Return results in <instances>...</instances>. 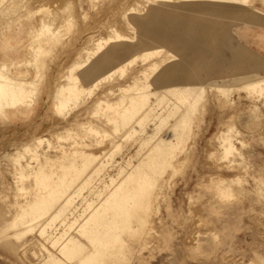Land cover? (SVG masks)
Wrapping results in <instances>:
<instances>
[{"label":"rangeland","instance_id":"rangeland-1","mask_svg":"<svg viewBox=\"0 0 264 264\" xmlns=\"http://www.w3.org/2000/svg\"><path fill=\"white\" fill-rule=\"evenodd\" d=\"M8 1L4 0L0 4V63H4L5 69L10 72H15L18 68L27 70V73L31 70L28 74L33 78L32 81L35 80L36 89L32 91L33 94L30 93L33 95L30 97V109L24 110L29 112L13 116L0 112V212L3 211L5 216H12L19 208L16 209L18 203L26 204L32 200V177L21 180L17 173L18 163H13L10 158L24 142L32 143L43 135L51 140L49 145L43 141L38 150L47 152L44 164L54 162L56 165L62 153L64 155L61 159H68L69 148L78 147L87 152H94L105 146L110 138H114L115 142L119 143V151L113 153L112 161L80 189L82 192L79 190L73 196L76 200L73 202L72 199L71 206H78L76 212L79 214L84 211L83 216H78L77 222H63L62 225V220L55 221L56 234L68 231L66 234L75 235L77 240L88 247H85L87 250L82 249L85 251L77 255L69 253L65 256L58 251L61 240L58 244L45 243L55 256L61 258V264H72L73 260L85 254L90 250L91 244L86 243L85 238L76 232L79 222L90 212L93 205L108 197V192L129 169L130 166L126 164L128 159L131 164L137 163L149 150V146L156 143L162 133H166L165 130L172 133V130L177 128L175 125L170 129L167 125L164 127L162 120L159 122L160 131L156 133L154 129L158 119L148 117V121L144 119V123L138 124L140 127H137V130L124 128L114 133L111 127L113 125L107 122L104 112L97 109L94 113L96 100H117L121 94L119 88L136 80L147 82V90H152L158 86L157 81L165 68L184 64V58L199 53L202 55L200 60L191 61L190 65L185 63L188 73L180 81L174 82H178L175 85H178L180 90L174 88L173 91H166V87L158 88V94L163 93L164 97L156 112L164 116L168 123H173L175 117L167 116L166 111L171 105L178 104L177 97L181 96L182 86L196 81L205 87L203 95H191L182 103L187 105V108L177 113L183 126H178L182 140L171 158V163H176V167H167L162 176L148 180L146 190L141 195H136L137 206H123L120 211H107L109 214L132 213V221L117 226L113 223L110 227H105L106 229L96 225L88 227L87 231H100L96 239H93L94 242L104 235L109 237L108 234L112 233L111 236H115L114 250L112 249L113 253L109 257L95 253L80 264H264V184H261L264 179V90H251L242 85L244 80L264 75V0H248L247 5L237 6L224 3L218 5L221 11L216 12L211 10L215 3L202 0H168L163 3L165 5L157 0ZM41 6L46 8V11H39ZM150 6L171 10L173 14H184L204 24L198 27L200 29L196 36L199 37V50L175 46L158 37L152 38L149 46L150 41L144 38V31L139 29L137 21L149 18L147 9ZM41 19L47 23L54 22H43L52 29L49 26V30L38 28L36 23H42ZM15 29L18 32L12 34ZM112 29L121 32L127 39L110 42L98 55L111 49L113 44L117 47L124 42L131 44L133 50L120 59L113 60L105 68L93 70L92 75L85 80L81 79L80 83L89 86L96 75L112 69L128 57L132 58L127 65L123 62V73H120L119 69L112 71L105 79L97 82L91 95L81 93L80 103L74 105L70 102L71 105L67 104L63 109L54 108L55 89L61 83L62 77V82L66 81L63 73L70 63L81 61L86 45L92 47L95 38L106 36ZM5 33L12 34V44L9 46H4L2 34ZM139 39L143 40L141 44H138ZM155 45L157 48L153 50ZM147 49H150L151 53L146 56L144 51ZM96 60L97 57L90 65ZM90 65L86 68L91 67ZM152 66H156V69L152 70ZM217 86H223L226 91L222 93ZM195 97H200V100L194 106ZM153 98L155 97L150 96V99L154 100ZM166 103L169 106H165ZM9 110L11 111L10 108L7 109ZM79 124L92 125L105 135L99 138L97 143L94 140L98 139L82 130ZM69 127L73 128L71 131L85 135L84 141L73 143V146L70 144L72 137L59 141L55 139L56 133L63 134L66 132L64 128ZM125 129L128 130L126 137L123 136ZM221 129H233V142L238 147L235 154L222 153L219 145ZM130 134L133 135L129 136ZM143 134L148 136V140ZM139 136L141 138H138ZM143 138L147 141H142ZM19 159L23 164L26 158ZM92 161L94 160L89 164ZM96 161L98 159L92 162L87 170L95 165ZM33 163L30 160V164ZM119 167H122L124 172L117 174ZM156 167L154 165L152 175L157 173ZM45 170L48 171V167ZM144 170L142 169V175H145ZM55 171L57 168L53 169V172ZM219 177L231 179L230 196H220L216 193L213 182ZM18 185L29 188L26 196L23 191L18 190ZM90 189H99L98 194H90ZM83 196L91 202L94 201L88 210L82 211L85 207L84 204L81 205ZM98 196L99 199H96ZM145 199L148 200L146 209L140 206V202ZM99 213L104 214L105 211ZM37 228L38 226L28 231L30 233L27 232L22 240L12 236L10 229L7 236L14 245L9 248L0 242V264H12L14 261V264H39L37 258H40V251L37 245H34L43 240L39 237ZM103 231L107 232L102 235ZM32 251L36 253L32 254ZM69 256L71 258H68Z\"/></svg>","mask_w":264,"mask_h":264},{"label":"bare ground","instance_id":"bare-ground-1","mask_svg":"<svg viewBox=\"0 0 264 264\" xmlns=\"http://www.w3.org/2000/svg\"><path fill=\"white\" fill-rule=\"evenodd\" d=\"M9 1H13V0H9ZM130 1H132V0H130ZM157 1L161 2L162 5H165L163 3L168 2V0H157ZM202 1H209V2L215 3V5L211 8V10L214 12H216L217 10H220V9H218V5H222L224 3L233 4L236 6L237 5H247V3H248V0H202ZM2 2H4V0H0V4ZM138 2H140V1H138ZM127 6H128V4H127ZM135 6H136V4H135ZM153 6H155V5L153 4ZM2 8H4V7H2ZM129 8H131V6ZM45 9L46 8L41 6V8H39L38 10L44 11ZM168 9H170V8H168ZM0 10H2V9H0ZM136 10H137V8H136ZM232 10H235V9H232ZM17 11H18V9H17ZM27 11H29V10H27ZM147 11H148V17L149 18H147L143 21H137V25L139 26V29L141 31H144V34L142 33L144 38L146 37L149 39L148 40V41H150V42H148V43H150L149 46L151 45V39L154 37H158L161 40L165 39L166 41H168L169 43H171L172 45H175V46H179V47L184 46V47L190 48L191 50H199L198 49L199 37H196V36H198L197 35L198 29H200L198 27H200L204 24H201L198 19L190 18V16H187L184 14H179V13L173 14V13H171V12H173L171 10L170 11L169 10H163V9L151 7V6L148 7ZM38 19H36V21ZM5 21H6V19H5ZM40 21L42 23H40L38 21L36 23L37 27L38 28L44 27V29L46 28V30H49V27H50V25L46 26V24H49V23L53 24L54 23V22L47 23V22L43 21L42 19ZM43 22H45L46 24H44ZM38 23L40 24V26H38L39 25ZM67 23H68V21H67ZM37 27L35 26L36 30H37ZM110 27H108V28H110ZM204 28H206V27H204ZM204 28H202V29H204ZM17 29H15L12 32V34L18 32ZM35 29H33V30H35ZM168 31H170V32L168 33ZM29 32H31V31H29ZM12 34L11 33L2 34V37L4 39V43H5L4 46H9L12 44V38H11ZM28 34H30V33H28ZM29 39H31V38H29ZM125 39H127V38L124 34H122L121 32H119L115 29H112V32L107 33L106 36L102 35V37H101V35H100V37L95 38L92 47L89 48L88 45H86L87 48L84 51L85 54H83L84 58L82 57L83 58L82 60L79 58L81 61H74V62L70 63L68 68L65 70L66 72L63 73V76L65 77L66 81L64 80V82H62V79H64L62 77V79H60L61 83H59L57 88L55 89L56 92L54 94V102H53L54 108L63 109L64 107L68 106L67 104H69V106H70L71 103L72 104L74 103V105H76L77 103H80L79 99H80L81 93L85 92V94L91 95V92L94 91L93 88L95 87L97 82L98 81L100 82L101 79H105L107 76L110 75V73L112 71L119 69L120 73H123V71H124V69L122 68L123 62H124V64L126 63V65H127V62H130L132 58H129V57L126 58L125 61H123V62L121 61L122 64L121 63L117 64L114 67H112V69H109V70L104 69L105 70L104 72L96 75L93 78V80L91 81L89 86L85 85L82 82L80 83L81 79L85 80V79L89 78L92 75L93 70H96L97 68H101V69L105 68L111 62H113V60L120 59L126 53L132 51L133 50L132 45L124 42L123 44L120 43L121 45L119 44V46H117V47H116V44H113L112 46L110 45L111 49H109L108 51L103 52L100 55H98L102 49H104L105 47L108 46V44H110V42L122 41ZM142 42H143L142 39L138 40V44H141ZM30 45H31V43H30ZM156 48L157 47L155 45V48L153 47V50ZM144 52H146V56H147L148 54L151 53V50L147 49V51H144ZM95 57H97V60L91 66L90 63L92 61H94ZM201 57H202L201 54L196 53V54H193L192 57L184 58L183 59L184 64H179L177 67L170 66L168 68H165L163 73L159 76V80L157 81L158 86L152 90H149V91L147 90V87H148L147 82H143V81L136 82L137 81L136 80L135 82H133L131 84L129 83L126 85H122L119 88V90L121 91V94H120V98L117 100H114V101H112L113 99L111 101L109 99L108 100H106V99L96 100V98H95V100H96V102H95L96 111L94 113L97 112V109H99L100 112H104V115L106 117L107 122H111L113 125L111 127H112V131L114 133H116L118 130L121 131V129L124 130V128H126V129L131 128V129L137 130L140 127V126H138V124L143 122L144 119H146L148 121V119H147L148 117L153 119V120L158 119L156 129H154L156 133L157 132L159 133V131H160L159 125L161 123L159 124V122L162 120L164 121V124H163L164 127L167 125V127L170 129L172 126L175 125L177 128H175V130H172V133H169L165 130L166 133H162L160 135V137L157 139V142L155 140L156 143H154L152 146H149V148H148L149 150L145 153L144 156L142 155L143 157H141V159L139 158L140 160H138L137 163L131 164L130 159H128L126 164H128V166H130L129 169H127L126 172L123 174V176H121L119 178L120 180H122V182L118 179V183L111 189V191L108 192V197H104L101 201H99L97 204H95L93 206H92V202L94 200H92V202H91L90 200H88V198L86 196L82 197V200H81L82 204L81 205L84 204V206H85L84 209L82 208V211L85 209L88 210L89 209L88 207H91V206H92V208H91L90 212L84 216L83 220H81V222H79L78 228L76 229V232L85 238L86 243L88 242L91 245H90V250H88L85 254H83L81 256L78 255L79 257H77L75 260H73L72 264H80L81 262L83 263L89 257L94 256L95 253H97V254L102 253L103 255H106L109 257L110 254L113 253L112 249L114 248V243H115L114 237L115 236H111L112 233H110V231L107 230V231H109L108 233H110V234H108L109 237H107L104 235L107 231H103L102 232V235H104L103 238L101 237L102 239L99 238L97 240V242H94L93 239L94 238L96 239V237L98 236V232H100V231H98V232L93 231V230L87 231L88 227L91 228L92 225L93 226L96 225L97 227L99 226V227L105 228V227H110V224H113V223H114V225L117 226V225H120V224L122 225L124 223L126 224V223L132 221V216L134 217V214H132V213L109 214V213H107V211L109 209H111L112 211H114V210L120 211L122 209L121 207H123V206H131V207L137 206L138 205V204H136L137 199H135L136 195H138V194L141 195L146 190V182L148 180L153 179L154 177H156V179H157L160 176H162L164 170L167 167H172V168L176 167V163H174V164L171 163V158L175 154V149H176V147H178L179 141L182 140L180 138V133L178 132V130H179L178 126H183L182 120H180L181 118H179V116H177V113L179 110H183V109L187 108V105H183L182 103H185L191 95H193L194 93H196L198 96L203 95V93L205 91V87L196 81L188 82L184 85V87L182 86L181 92H180L181 96L177 97V103L178 104L171 105L170 109H168L166 111L167 116L175 117V119L173 120V123H171V122L168 123L167 122L168 120H165L164 116H160V114L156 112L157 107L160 105V103L162 104V100L164 97V94L161 92L162 95H160V94H158V91L160 88H165V87H166L165 88L166 91L167 90L173 91L174 88H178V85H175L178 82H176V83H174V82L180 81L183 77H185L184 75L188 73L187 65L188 64L190 65L191 61L200 60ZM25 61H26V59H25ZM28 61L31 62V60H28ZM185 63L186 64L188 63V64L185 66ZM89 65L91 67L86 68ZM27 66H28V64H27ZM5 68H6V65L1 62L0 63V112L1 113L5 112L6 114L8 113V114H10V116H13V115L21 113V112H29V111H24V110L30 109V105H31L30 97L33 96V95L31 96L30 93H32V91H34L36 89V85L34 83L35 80L32 81L33 78H30V75L28 74L29 72H31V70L30 71L28 70L29 72L27 73V70L18 68L17 71L10 72ZM151 69L155 70L156 66H152ZM36 72H37V70H36ZM28 75H29V77H28ZM150 82L152 84V81H150ZM242 85H244L245 87H247L251 90H256V91L264 90V75L258 76V77H251L247 80H244L242 82ZM174 86H176V87H174ZM217 87L219 88V90L222 93H224L226 91V89L223 86H217ZM107 90H105V92ZM110 91H111V89H110ZM169 93H171V92H169ZM150 96H154L155 97V98H153L154 100L150 99ZM115 98H116V96H115ZM124 99H126L125 102H123ZM199 100H200V97H195L193 99L194 106L196 105V103ZM170 102L171 101H168V103H170ZM166 105L169 106L167 103L165 104V106ZM172 106H174V108L171 109ZM180 106H182V107H180ZM8 108H10L11 111L10 110L7 111ZM88 110H89V108H88ZM100 112H98V113L100 114ZM89 113H92V112H89ZM101 120H103V119H101ZM73 123H74V121H73ZM143 123H142V125H143ZM154 124H156V122ZM79 126L81 127L82 130L87 131L88 134H90L93 138L98 139L97 141L94 140L97 143L100 140L99 138H101L105 135L104 132H102L101 130H99L96 127H93L92 125L79 124ZM72 129L73 128H70V127L64 128V131H66V132L63 134L61 132L56 133L55 139L57 141H59L61 139L67 138V137H72L73 140L70 142V144H72L73 146H74L73 143H76V142L78 143V142L84 141L83 137L85 135H82L81 133H78L74 130L71 131ZM126 129H125V133L123 131L124 137L128 136V130H126ZM145 129H143V131ZM150 130H152V129H150ZM233 132H234L233 129H227V130L221 129V135L219 138L220 139L219 145L222 149L223 154L230 155V154H235L237 152L238 147L233 142ZM131 135H133V134H130L129 136H131ZM172 136H174L175 139ZM144 137H145V135H144ZM147 137H145V138L148 140ZM104 138H106V137H104ZM138 138H141V136H139ZM145 138H143L144 140L142 139V141H145L146 140ZM149 139H152V138L149 137ZM43 141H46L49 145L51 140L49 141V139L44 137V135H43V137L41 136V137H37L36 139H34V142H32V143L24 142V144L21 147L19 146L20 148L18 150H16L17 152L13 153L14 155L12 154L13 156L10 157L12 159L13 163H18L17 173L19 174L18 176L21 180L24 178H27L29 176L32 177L31 178V180H32L31 184H32V189L34 192L32 191L33 193H31L30 195H32L31 197H32L33 201L31 200V202H27L26 204L18 203L16 205V209H17V207H19V208L12 216H5L3 214V211L0 212V242H3L9 248H13L14 244L12 243V241L8 240V236H7L8 234H10L9 232L11 230H12L11 231L12 236H14L17 239L22 240V237H24L28 231L33 230L34 227L38 226V228H37L38 235L43 240V242L37 241V244L34 245L35 247L37 245V248L40 251V253H39L40 258H37L38 263L40 264L41 262H43L46 264H61V258L55 256V254L53 252H51L46 247L45 243L58 244L59 240H61V242L58 245V251L62 255H65V256H67L69 253H71V254L76 253V255H77V253L79 254V252L85 251L82 249H86L88 247H86L83 242H80L79 240H77L75 235L66 234L68 232L67 230H66L67 232L64 231V232H60V233L56 234L55 233L56 232L55 231V229H56L55 228V223H56L55 221L57 220L60 222L62 220L61 225L63 222L65 224H67L69 222L71 223L75 220H76L75 222H77V217L78 216L81 217V215L83 214L84 211L82 213L77 214L76 207H78V206H76V207L71 206L73 196L76 195V193H78L80 189L85 187L89 183V181L93 177L96 176L95 174L99 173L103 169L104 166H106L110 161H112L113 153L115 151L116 152L119 151V150H117V149H119V143H116L114 138H110V140L107 142V144H105V146L97 149L94 152L93 151L87 152V150L85 151L84 149H83L84 150L83 151L80 148L78 149V147L71 148V149L69 148V150H70V151L68 150L69 154L67 153L69 155V157H67L68 159L66 161H63L61 158L63 157L64 153H62L63 155H61L62 157H60L59 163L54 165V162H53V164L52 163L44 164V161L47 160L46 159V155H47L46 153L47 152H46V150L45 151H43V150L39 151L38 150L39 145H41V143ZM243 144H244V142H243ZM80 145H81V143H80ZM85 145H83V146H85ZM143 145H144V143H143ZM138 146H139V144H138ZM21 157L26 158L25 162L23 164L20 163L19 158H21ZM64 157H66V155ZM52 158H54V157H51V159ZM96 159H98V161H96L95 165L91 166V168L89 170H87L88 169L87 167H89V165L92 162H95ZM30 160H32L34 162L33 165L30 164ZM91 160H94V161H92L89 164V162ZM154 165L157 166L156 169L157 168L158 169H157V173H155V175H152L153 170H154V168H153ZM128 166H126V167H128ZM46 167H48V169H49L48 171L45 170ZM56 168H57V171L53 172V169H56ZM147 168L150 169V170L148 169V173H146ZM142 169H145L144 170L145 175H142L143 174ZM140 171H142V172H140ZM123 172L124 171H123L122 167H119L117 174H120ZM114 178L115 177L112 176L113 180H114ZM229 180H231V179L219 177V178H216V180L213 182L214 183L213 186H214L215 191L218 195H220V196H230L231 195V193H230L231 191L229 189V186H230ZM75 181H78V182L76 183ZM73 183H75V184H73ZM261 184H264V179L261 180ZM17 187H18L19 191H23L24 196L27 195L29 188H27L23 185H18ZM80 191L82 192V190H80ZM98 191H99V189H90L89 192H90V194H98ZM99 194L101 195V191ZM99 196L96 199H99ZM89 199H90V197H89ZM57 200H59V201L56 202ZM74 200H76V198L73 199V202H74ZM147 205H148L147 199H145L143 202H140V206H143L144 209H146L145 207H147ZM65 211H66V214H68V215L64 214ZM99 211H105V213L100 214ZM63 214L65 216H63ZM68 218H70V219H68ZM146 220L148 221V219H146ZM20 224H22V225L20 226ZM15 227H17V229L13 230V228H15ZM63 229H64V227H63ZM89 232H92V233H89ZM28 233H30V232H28ZM24 242H25V240L22 241L20 243V245L23 244ZM55 242H57V243H55ZM32 246H33V244H32ZM35 253H36V251H32V254H35ZM68 258H71V257L69 256ZM173 259H176V258L173 257ZM14 263H15V261L12 264H14ZM97 264H103V262H98Z\"/></svg>","mask_w":264,"mask_h":264}]
</instances>
